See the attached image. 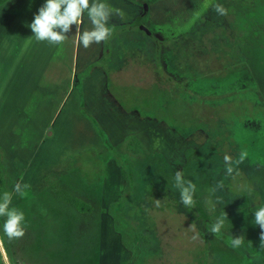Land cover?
I'll use <instances>...</instances> for the list:
<instances>
[{"label":"rangeland","instance_id":"1","mask_svg":"<svg viewBox=\"0 0 264 264\" xmlns=\"http://www.w3.org/2000/svg\"><path fill=\"white\" fill-rule=\"evenodd\" d=\"M27 1L38 2L40 7L46 2ZM107 1L114 5L116 0ZM241 1L244 4L237 11L251 16L253 1ZM10 5L12 9L14 0ZM217 5L225 14L215 10ZM228 5L229 0H156L147 6L141 21L163 44L155 49L152 40L130 22L142 12L143 3L138 7L122 4L127 23L108 26L111 37L102 42L108 52L102 59H98L95 42L84 48L77 41L78 34L92 30L85 16L79 33L76 25L70 26L65 41H37L29 25L38 8L31 5L32 19L22 17L23 27L17 32L22 56L32 64L21 72L26 80L2 77L0 72V197L9 192L10 206L22 211L25 220L36 212L38 228L43 226L40 214H45L42 219L46 221L51 216L53 228L46 232L42 227L40 234L32 231L35 227L26 226L22 238L10 241L3 231L6 217H0V239L12 264H20L24 250L33 264L259 263L264 247L260 246L261 229L255 225L254 211L264 203V9L254 13L259 21L247 25L249 39L239 46L234 41V14L225 17ZM16 12L11 11V16H18ZM17 21L14 18L11 23L16 28ZM95 58L92 66L102 71L101 90L117 106L131 110L138 121L116 119L120 117L116 105L111 98L100 97L101 85L92 74L83 79L84 92L86 102L95 109L86 111L91 115L97 111L102 119L97 117L93 123L109 138L112 154L100 140L96 146L71 153L52 150L49 147L54 142L48 140V147L39 150L34 141L37 128L48 120L56 121L62 109H70L75 100L74 90L73 97L66 95L60 104L74 81L68 69L71 65L80 69ZM86 68L78 71V85ZM163 75L178 84L194 78L186 88L188 97L195 94L193 99L178 95ZM35 83L41 92L33 88ZM56 85L59 92L50 99L49 90ZM23 86L28 90L22 94ZM221 97L231 103L222 102ZM254 103L260 106L258 110H253ZM213 121L221 122L220 133L227 137L206 135L216 126ZM64 122L57 121L48 130L57 137L64 132ZM73 128L67 126L65 132ZM226 138L223 146L221 141ZM241 151L246 158L234 165L233 176H227L224 156L235 161ZM113 155L121 160L115 161ZM123 164L135 183L131 197L121 200L128 174ZM176 172H183L185 181L196 185L194 207L181 202ZM221 181L224 187H217ZM16 183L30 187L20 195L14 191ZM66 197L85 203L90 215L79 218L80 211L68 206ZM223 212L228 220L216 235L210 229ZM115 213L120 215L119 221L114 219ZM239 236H244V244L233 248L231 238Z\"/></svg>","mask_w":264,"mask_h":264},{"label":"crops","instance_id":"2","mask_svg":"<svg viewBox=\"0 0 264 264\" xmlns=\"http://www.w3.org/2000/svg\"><path fill=\"white\" fill-rule=\"evenodd\" d=\"M104 1V2H103ZM93 0H90V3L92 4ZM98 2L101 3H106L109 8L112 11V15L108 21L109 25L108 26H112V25H122V24H126L127 20L123 18V8H122V4L127 5V6H132L135 7L133 5H131L130 3L124 1V0H116L114 2V5L109 4L107 0H98ZM15 5L12 6L11 9V5H10V0H4L3 3L0 4V72L4 73L2 75V77H16V78H24V74H21V72L23 71V69L25 70L26 67L32 66L31 63H27V59L25 57V59L22 56V50H21V38L20 36H18L17 32L21 31L22 23V17L24 18H31V13L34 10V8L31 5H36V8H40V5L38 4V2H33L28 4L27 0H14ZM91 6V5H90ZM16 7V10H18V16H13L14 13H17L16 10L14 11ZM122 8V9H121ZM11 11H13L14 13H12L13 15L11 16ZM85 18L87 19V21L89 22V27H91V29H93V25L91 24V21L88 19L87 15L84 14ZM17 19V23H18V28H16V25H12L11 23L13 22V20ZM32 19V18H31ZM126 21V22H125ZM144 27V26H143ZM145 28V27H144ZM146 29V28H145ZM147 31V30H146ZM76 33V32H75ZM99 47V56L98 59L101 58L102 59V54H105V49L103 50V43L101 42L100 44H96ZM103 54V56H104ZM97 58L95 59H90L88 61H86V63L79 69L78 65L74 66L71 65L70 69H68V74L71 76V78H73V82L71 81V90H70V86L67 89V93L61 98V102L62 103L63 99L65 98V96L67 95L70 96L72 94L73 97V91L75 90L76 92V96H75V100L73 99V103H71V107L70 109H62V113L58 114V118L56 121H47L44 125H41L40 127L37 128L36 131V137L34 138L35 143H38V149H45L48 147V140H52L54 142V146L51 145L49 148H51L54 151H58V152H62V149H66V153H71L80 149H89V148H85L88 146H96L98 140H100L96 134L94 133V131L91 128V125L89 124L88 121H86L84 119V117L80 114L79 112V103L81 101V99L79 100V98L81 96L84 97L83 102H84V106L86 110H89L91 112V110L95 109L93 106H91L87 101V97L85 94V89H84V80L85 77H92V74H94V76L98 79L97 84L98 86H100L101 83V78H102V71L99 70L98 68L92 66V63L95 60H98ZM100 59V60H101ZM87 66V68L84 70L86 71L85 74L82 77V81H80V85L77 84L78 82V71L83 70L85 67ZM25 72V71H23ZM53 75V74H52ZM51 75V76H52ZM58 75V74H56ZM22 76V77H21ZM1 77V76H0ZM50 77V76H49ZM45 78V77H43ZM39 79L38 81H42V79ZM76 80H75V79ZM100 78V79H99ZM24 80H26V78H24ZM36 91H42L41 87H38V83H35L34 87H33ZM55 88V92L53 91V89ZM52 88L51 90H49L50 92V99L52 98V96L55 94H57L58 91V87L57 85ZM26 86L21 87L20 92L26 93ZM28 90V89H27ZM70 90V91H69ZM69 91V92H68ZM39 92V93H40ZM49 101V100H48ZM66 102H68V100L66 99ZM40 103V102H39ZM59 104V103H58ZM59 104V105H60ZM90 106V107H89ZM96 118L98 117V121H102V119L98 116L97 111L92 113ZM57 121H65L64 125L67 127L69 126H75V128H73V130H69V132H65V128H64V132L61 131V133H59L57 135V137L54 136V132L52 133L51 130L49 131L48 129H50L49 127L53 128L54 123H56ZM103 121H106V119H104ZM50 125V126H49ZM41 128V129H40ZM39 130V131H38ZM38 132V134H37ZM48 133H50L48 135ZM68 139V145H65V139ZM101 142V141H100ZM57 143V144H56ZM68 146V147H67ZM23 149V148H22ZM69 151V152H68ZM54 153V152H53ZM53 153H50V155H53ZM32 164V162H31ZM34 166L33 164L31 165V167ZM89 190V189H88ZM35 206H37L35 204ZM70 206V205H68ZM39 208V206H37ZM71 208L75 209L74 207L70 206ZM40 209V208H39ZM76 210V209H75ZM45 211V209H44ZM78 211V210H77ZM86 213V214H85ZM35 214L33 212V217L31 216L32 223L30 222V220L27 219L25 220L26 226H29L30 229L35 227L34 230L32 231H38L41 234V230L42 227H46V232H52L51 229L53 228V219H51V216L47 215V221L44 219H42V215L45 214H40L41 216V221L43 226H41L40 228H38V223L39 222V216L37 215L36 219H35ZM80 215L85 216L86 215H90V213L87 212H80L79 214V218ZM35 223V224H33ZM37 225V226H36ZM41 225V224H40ZM39 225V226H40ZM59 225V221L58 224L56 223V226L58 227ZM102 225H100L101 228ZM115 229H112L111 231H113ZM68 240V238H67ZM71 247V246H68ZM65 249V248H64ZM25 250L24 252H22L21 256L19 257L20 259V264H29L32 263L33 264V260L32 258H30L28 255L25 254ZM11 259L8 258L5 250H4V246L1 242L0 239V264H12L11 261L9 260ZM32 260V261H31ZM38 261V260H37Z\"/></svg>","mask_w":264,"mask_h":264},{"label":"clouds","instance_id":"3","mask_svg":"<svg viewBox=\"0 0 264 264\" xmlns=\"http://www.w3.org/2000/svg\"><path fill=\"white\" fill-rule=\"evenodd\" d=\"M219 14H225L222 6L217 5L215 9ZM93 25L90 31H84L82 35H77L78 43H82L84 48H88L90 44L95 42L100 44L111 37V29L108 27V21L112 15V11L106 3L93 0L90 6V0H46V2L38 9L37 14L30 23L29 27L34 33V38L37 41H47L49 44H59L67 38L64 35L69 32L70 26L76 25L77 32L83 23L84 14ZM246 158V152L241 151L238 160L233 161L230 155L224 156V163L227 176H233L234 165H239ZM238 175V171L236 172ZM175 185L180 189V199L183 205L187 208L195 206L196 185L188 180L185 181L183 172H176ZM30 185L16 183L14 191L17 194L23 195L24 191ZM217 187H224L221 181ZM214 192L215 189H212ZM217 201L222 203V198L217 197ZM12 196L9 192H4L0 197V217H6L3 225L4 234L11 241L14 238H22L25 235L26 225L24 223L25 216L22 211L15 207H11ZM160 201L156 200L157 206ZM228 220L227 214L223 212L218 217V222L211 226L210 231L216 235L221 233L224 228L225 221ZM254 222L261 229L259 239L260 246L264 247V203H261L254 211ZM194 229V225H193ZM197 237H193L196 239ZM244 236L231 238V246L240 248L244 244Z\"/></svg>","mask_w":264,"mask_h":264},{"label":"trees","instance_id":"4","mask_svg":"<svg viewBox=\"0 0 264 264\" xmlns=\"http://www.w3.org/2000/svg\"><path fill=\"white\" fill-rule=\"evenodd\" d=\"M125 1H128V2H130V3H133V4H140V3H143V4H145V5H151V4H153V3H155L156 2V0H125ZM253 1V3H251L252 5H253V7H254V9L249 13V15H251V16H246V15H248L247 13H244V12H241V13H239L238 11H237V8H240V7H242L241 5H243L244 4V2L243 1H241V0H229V5H228V13H226V15H225V17L226 16H233V14H234V20H233V25L235 26V28H234V41L236 40V41H238L239 43H237L239 46H242V40H244V39H249V37L247 36V33H246V30H245V28L247 27V25H249V23H256L257 21H259V19L256 17V15L257 14H259V12H262L263 11V9H264V7H261L262 6V3L264 2V1H262V0H252ZM258 1H259V5H258ZM262 1V2H261ZM254 13H257V14H254ZM254 14V15H253ZM246 16V17H245ZM256 19V20H255ZM249 21V22H248ZM230 23V22H229ZM262 23H264V22H262ZM257 24H260V23H257ZM229 26H231V24H229ZM250 26V25H249ZM262 28V30L264 29V27H261ZM144 31V30H143ZM248 31V30H247ZM145 37H148L149 38V34L147 33V32H145L144 31V33H142ZM253 36V33H250L249 34V36ZM255 36V35H254ZM151 37V36H150ZM248 37V38H247ZM163 45L162 43H160V42H158L157 40H155V45H156V47L158 46V45ZM236 44V46H238ZM245 45V44H244ZM230 48H231V46H230ZM157 53V52H156ZM157 56V55H156ZM159 68V66L156 64V70ZM161 69H158V71H160ZM179 70V69H178ZM161 73V72H160ZM163 78L166 80L165 82L168 84H171L174 88H176V92L178 93V95H181V96H186V98L188 99V98H190L191 100L193 99V97L195 96V94L194 95H191L190 94V96L188 97V94H186L187 93V91L189 92V90H187L186 88H187V85H188V82H190V81H194V78H191V79H186V78H184V79H182V83H180V84H178V83H174L173 81H172V79L169 77V76H164L163 75ZM219 79V78H218ZM218 79H216V80H218ZM220 79H222V78H220ZM228 85H229V83H228ZM181 86V87H180ZM178 90H180V92H178ZM190 93V92H189ZM201 97H203V96H201ZM224 98L225 97H221V101L222 102H227L228 103V105L231 103V101H229V100H224ZM257 106V107H256ZM259 105H257V104H255L254 103V105H253V110H258L259 109ZM247 109V108H246ZM245 109V110H246ZM79 112H80V114L82 115V116H84V117H90V115L84 110V108H83V105H82V103L80 102V105H79ZM244 112V114L246 113V111H243ZM245 115H247V114H245ZM263 116H264V113H263ZM245 117H248V116H245ZM90 123H91V125H92V127H93V129H94V132L99 136V139H100V141H101V143H102V145L104 146V147H106L107 148V151H109V153L110 154H112L110 151H111V149H112V147L110 146V144H109V141L107 140V138H106V136L104 135V133L100 130V129H98L95 125H94V123H93V121H89ZM220 124H221V122H219ZM219 123L218 122H216V121H213V124H215L214 126V128L213 129H211L209 132V134H206L207 136H211V137H214V134L216 135V134H221V136L220 137H222V138H225V137H227V135H226V133H220L221 131H220V127H219ZM94 125V126H93ZM222 125V124H221ZM201 130V129H200ZM211 131H213V134H211L212 132ZM208 133V132H207ZM228 142L227 141V138H226V140H223V141H221V143H222V145L223 144H226V143ZM224 146V145H223ZM114 149V148H113ZM113 157V159L115 160V161H120L121 159H120V157L118 156V155H113L112 156ZM126 164V163H125ZM125 164H123L122 166H123V169H124V171L125 172H127V170L128 169H126V168H128ZM128 173V172H127ZM1 177V176H0ZM127 180H126V182H127V185H126V189H127V191H126V193H125V191L121 194V200L122 199H127L128 197L130 198L131 197V190L133 189V184L135 183V179L134 178H132V174L131 173H128L127 174V178H126ZM119 199V200H120ZM121 200L120 201H118V203H119V206L121 207ZM65 201L70 205V206H72V207H74L76 210H78V211H80V212H89V208H88V206L85 204V203H83V202H81V201H79V200H77V199H74V198H71V197H66L65 198ZM121 217H120V215L119 214H114V219L116 220V221H119L118 219H120ZM252 264H264V254L260 257V260H259V263H252Z\"/></svg>","mask_w":264,"mask_h":264},{"label":"flooded vegetation","instance_id":"5","mask_svg":"<svg viewBox=\"0 0 264 264\" xmlns=\"http://www.w3.org/2000/svg\"><path fill=\"white\" fill-rule=\"evenodd\" d=\"M125 1V0H124ZM126 2H128V1H126ZM128 3H130V2H128ZM131 5H133V6H135V7H138V4H133V3H130ZM226 8H227V5L225 6ZM147 10H148V7H147V5H145V4H143V7H142V12L141 13H137L133 18H132V20L130 21L131 22V24H133V26L140 32V33H144V31L143 30H141L140 29V27L139 26H142L143 27V25L141 24V21L144 19V16L146 15V12H147ZM217 24V23H216ZM145 32H147L150 36H151V34L148 32V31H146L145 30ZM149 36V38H148V40H152V42H153V46L155 47V49H156V46H155V40H157L155 37H153V36H151L150 37ZM158 41V40H157ZM105 51V54H107L108 52H107V50H104ZM104 54V53H103ZM103 54H102V58H105V57H103ZM104 54V55H105ZM106 59H107V57H106ZM181 87V86H180ZM101 88H102V85H101V87H100V89H99V93H100V97L101 98H103V96L104 97H106L107 99H109V98H111L105 91H102L101 90ZM107 95H106V94ZM81 99V103H82V105H83V108H84V110L86 111V109H85V106H84V102H83V99H84V97L83 96H81L80 98H79V100ZM104 99V98H103ZM110 100V99H109ZM108 100V101H109ZM111 101L114 103V105H116V108H117V110H118V114H119V116L120 117H116V119H118V121H122L123 120V118H129L131 121H133V120H135V121H138V117L136 116V115H134V113L131 111V110H128V109H123V108H121L120 106H117V104L112 100V98H111ZM110 101V102H111ZM111 102V104H113ZM110 104V105H111ZM79 105H80V103H79ZM112 106V105H111ZM87 112V111H86ZM122 113V114H121ZM89 115H90V117H84V119L86 120V121H93V120H95L96 121V119L97 118H95L94 117V115L92 114L91 115V113H88ZM122 115H123V117H122ZM135 116V117H134ZM124 119V120H125ZM104 120V119H103ZM90 123V122H89ZM95 133V132H94ZM96 134V133H95ZM96 136L99 138V136L96 134ZM108 140H109V138H108Z\"/></svg>","mask_w":264,"mask_h":264},{"label":"water","instance_id":"6","mask_svg":"<svg viewBox=\"0 0 264 264\" xmlns=\"http://www.w3.org/2000/svg\"><path fill=\"white\" fill-rule=\"evenodd\" d=\"M139 27H140L141 30H144V31L146 30V29H145L144 27H142V26H139ZM49 134H50V133H48V135H49Z\"/></svg>","mask_w":264,"mask_h":264}]
</instances>
